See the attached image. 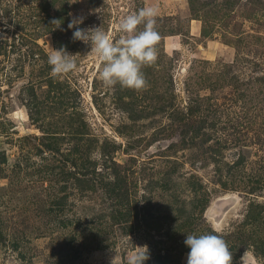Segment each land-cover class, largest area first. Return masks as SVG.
I'll return each mask as SVG.
<instances>
[{
	"label": "rangeland",
	"instance_id": "rangeland-1",
	"mask_svg": "<svg viewBox=\"0 0 264 264\" xmlns=\"http://www.w3.org/2000/svg\"><path fill=\"white\" fill-rule=\"evenodd\" d=\"M144 7L146 87L106 88L68 25ZM187 234L264 264V0H0V264H187Z\"/></svg>",
	"mask_w": 264,
	"mask_h": 264
},
{
	"label": "clouds",
	"instance_id": "clouds-1",
	"mask_svg": "<svg viewBox=\"0 0 264 264\" xmlns=\"http://www.w3.org/2000/svg\"><path fill=\"white\" fill-rule=\"evenodd\" d=\"M158 14V8L144 7L127 15L118 25L119 31L124 35L115 41L101 27H78L83 23L82 18L73 20L68 27L74 29V40L90 44L91 52L98 54L102 62L98 77L106 88L119 85L139 91L147 83L142 69L152 65L157 58L160 36L155 25ZM140 26H143L142 30ZM47 62L51 66L53 77L64 76L77 69L73 55L65 48H52ZM184 243L190 249L187 264H232V252L226 241L218 235L187 234ZM148 259V248L147 252L136 250L128 256L126 264H146Z\"/></svg>",
	"mask_w": 264,
	"mask_h": 264
},
{
	"label": "trees",
	"instance_id": "trees-1",
	"mask_svg": "<svg viewBox=\"0 0 264 264\" xmlns=\"http://www.w3.org/2000/svg\"><path fill=\"white\" fill-rule=\"evenodd\" d=\"M248 217H250V213H249Z\"/></svg>",
	"mask_w": 264,
	"mask_h": 264
}]
</instances>
